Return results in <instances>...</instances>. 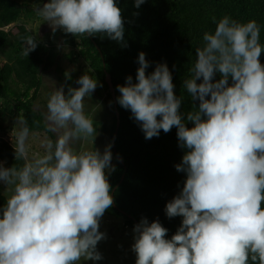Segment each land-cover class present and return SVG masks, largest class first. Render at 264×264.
<instances>
[{
	"label": "clouds",
	"instance_id": "obj_1",
	"mask_svg": "<svg viewBox=\"0 0 264 264\" xmlns=\"http://www.w3.org/2000/svg\"><path fill=\"white\" fill-rule=\"evenodd\" d=\"M145 0H134L139 7ZM36 13L52 31L97 33L126 47V19L117 0H44ZM138 13H133L137 15ZM204 32L195 50L191 76L183 87L195 111H181L172 72L157 63L146 74L145 53L137 56L131 75L117 85L116 102L139 122L145 139L176 128L178 146L185 149L177 172L185 173L183 187L164 207L166 217H181L176 232L159 220L141 217L133 226L131 250L135 264H264V53L260 24L239 22L225 14ZM37 47L25 38L22 55ZM175 65H173V68ZM218 77V78H217ZM199 81V82H198ZM79 87H54L46 102L48 129L55 141H43L45 152L29 158V127L18 115L15 134L17 167L0 162V182L12 186L0 206V264H78L100 261L97 243L106 239L100 219L113 204L109 175L111 143L77 150L78 140L98 135L84 101L98 86L87 73ZM111 103V102H110ZM191 123V127L186 126ZM13 145V143H12Z\"/></svg>",
	"mask_w": 264,
	"mask_h": 264
},
{
	"label": "trees",
	"instance_id": "obj_2",
	"mask_svg": "<svg viewBox=\"0 0 264 264\" xmlns=\"http://www.w3.org/2000/svg\"><path fill=\"white\" fill-rule=\"evenodd\" d=\"M133 2L117 0L122 16L128 21L124 25L126 47L106 36L102 38L101 33L93 36L63 33L64 43L69 47L67 58L71 62L82 59L88 67L87 74L97 80L100 90L107 92L112 118L110 125H102L100 130L107 135L109 143L118 124L111 147L115 170L108 177L113 204L104 214L121 218L132 229L141 217L149 222L159 220L168 229L166 238H170L182 218L166 217L164 207L183 187L185 173L177 172L174 165L181 162L185 149L178 146L175 127L167 133L161 130L158 137L145 139L130 110L116 102L120 95L116 86L124 85L129 75L136 82L137 56L144 52L149 61L146 74L157 63H166L172 72L174 93L182 99L181 111H195L198 101H191L183 80L191 76L195 50L204 44L203 33L214 31L213 18L218 21L227 14L239 22L256 20L260 24V42L264 44V0H145L139 9L133 7ZM37 6L38 3L26 5L17 0H0V57L4 59L0 63V111L10 115L13 110L26 119L29 133L45 132L52 139L43 114L32 105L41 87L39 73L56 63L57 55L49 40H39L21 20L22 16L29 21L41 19L35 11ZM9 25L7 31L3 29ZM29 36L37 40V47L24 56V41ZM259 59L264 64V53ZM106 75L113 87L115 106L105 82ZM72 79L70 76L65 80L66 86H72ZM98 124L94 122L93 127ZM186 126L192 125L189 122ZM0 162L5 167L17 168L24 163L15 159L13 146L1 138ZM6 201L0 193V206Z\"/></svg>",
	"mask_w": 264,
	"mask_h": 264
},
{
	"label": "rangeland",
	"instance_id": "obj_3",
	"mask_svg": "<svg viewBox=\"0 0 264 264\" xmlns=\"http://www.w3.org/2000/svg\"><path fill=\"white\" fill-rule=\"evenodd\" d=\"M19 3H25L26 5H33L43 3L44 0H17ZM29 8V7H28ZM40 19V18H39ZM29 21L26 17L21 18L26 28L32 30L35 37L39 40H49L50 44L55 48L56 58L53 65L47 69H42L39 73L41 79V87L38 90L36 99L33 102V109L39 111L45 117L46 102L49 95L53 92L54 87L59 88L61 85L64 86L65 92L68 87H79L75 81L84 73H87V65L82 59L71 62L68 58L69 47L64 43L63 31L57 29L55 32L45 30L41 32L40 25L43 18L40 20ZM12 25V24H11ZM5 26L3 29L7 31L10 26ZM4 59L0 57V63ZM70 76L72 79V86H66L65 80ZM15 85H12L14 87ZM84 110L86 115L93 117L94 122L99 124L95 127L98 135L94 141L92 138L86 140H78L74 143L73 147L77 150H91L93 147L98 148L101 152L104 146L109 144L108 137L105 133L100 130V126H109L112 118V106L107 97V92L100 90L99 86L92 92L91 97H86L84 101ZM4 113L3 115H1ZM16 113L12 110L9 115L6 112L0 111V138L9 144L15 145V134L17 130ZM44 122H47L44 118ZM48 128V125H47ZM52 132V131H51ZM55 141L57 134L52 132ZM49 138L45 132H31L26 141L27 154L29 158L39 157L44 154L45 149L43 147V141ZM111 163L114 165V159L112 157ZM12 186L7 187L0 182V193L8 199L11 195ZM99 231L106 234V239H103L97 243V250L101 253L102 259L95 262V264H135V253L131 250V244L133 243V232L132 228L126 226L121 218L110 217L106 214L100 219ZM78 264H93L92 261L81 260Z\"/></svg>",
	"mask_w": 264,
	"mask_h": 264
},
{
	"label": "water",
	"instance_id": "obj_4",
	"mask_svg": "<svg viewBox=\"0 0 264 264\" xmlns=\"http://www.w3.org/2000/svg\"><path fill=\"white\" fill-rule=\"evenodd\" d=\"M105 82L107 83V85H108V89H109V92H110V94H111V98L113 99V104H114V106H115V99H114V92H113V87H112V85H111V82H110V77H109V75H106L105 76ZM117 127H118V124H116V128H115V131H114V134L112 135V141H111V143H112V146H113V139H114V137H115V133H116V131H117ZM122 179V178H121ZM121 179H120V181H121ZM117 186V185H116ZM115 186V187H116ZM114 187V188H115ZM114 188H113V190H114ZM113 192V191H112ZM112 194V193H111Z\"/></svg>",
	"mask_w": 264,
	"mask_h": 264
},
{
	"label": "flooded vegetation",
	"instance_id": "obj_5",
	"mask_svg": "<svg viewBox=\"0 0 264 264\" xmlns=\"http://www.w3.org/2000/svg\"><path fill=\"white\" fill-rule=\"evenodd\" d=\"M42 23H41V25H40V29H41V32L42 31H45V30H50V28H49V23L48 22H45L44 20H42L41 21Z\"/></svg>",
	"mask_w": 264,
	"mask_h": 264
}]
</instances>
